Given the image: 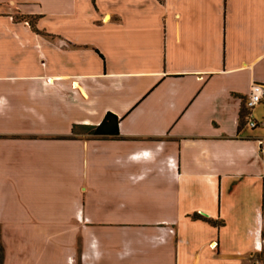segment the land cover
<instances>
[{
    "label": "crops",
    "instance_id": "crops-1",
    "mask_svg": "<svg viewBox=\"0 0 264 264\" xmlns=\"http://www.w3.org/2000/svg\"><path fill=\"white\" fill-rule=\"evenodd\" d=\"M254 84L264 0H0L4 264H251ZM108 113L118 138L82 128Z\"/></svg>",
    "mask_w": 264,
    "mask_h": 264
},
{
    "label": "trees",
    "instance_id": "trees-1",
    "mask_svg": "<svg viewBox=\"0 0 264 264\" xmlns=\"http://www.w3.org/2000/svg\"><path fill=\"white\" fill-rule=\"evenodd\" d=\"M119 123H120V119L116 115L112 113H108L104 118L103 122L99 126H87L82 128H84L85 132L92 138L115 139L118 138L119 136ZM193 218L208 221L209 223L215 226L220 225V223L216 221L204 219L202 216L197 214ZM4 261H5V248L2 243L1 228H0V264H4Z\"/></svg>",
    "mask_w": 264,
    "mask_h": 264
},
{
    "label": "built area",
    "instance_id": "built-area-1",
    "mask_svg": "<svg viewBox=\"0 0 264 264\" xmlns=\"http://www.w3.org/2000/svg\"><path fill=\"white\" fill-rule=\"evenodd\" d=\"M264 100V86L261 84H254L251 88L250 94L246 101L248 110L247 123L251 128L257 127V122L252 118L251 111ZM264 146V145H263Z\"/></svg>",
    "mask_w": 264,
    "mask_h": 264
},
{
    "label": "rangeland",
    "instance_id": "rangeland-1",
    "mask_svg": "<svg viewBox=\"0 0 264 264\" xmlns=\"http://www.w3.org/2000/svg\"><path fill=\"white\" fill-rule=\"evenodd\" d=\"M80 254L77 255V258H76V263L77 264H82L80 262ZM71 263V261H70ZM264 264V248H263V251L260 253V254H257L255 257L251 258V264Z\"/></svg>",
    "mask_w": 264,
    "mask_h": 264
}]
</instances>
